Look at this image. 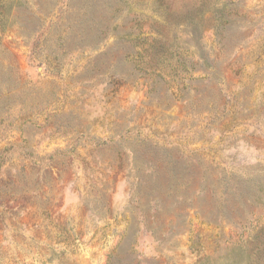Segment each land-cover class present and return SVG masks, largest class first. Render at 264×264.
<instances>
[{
  "label": "rangeland",
  "instance_id": "1",
  "mask_svg": "<svg viewBox=\"0 0 264 264\" xmlns=\"http://www.w3.org/2000/svg\"><path fill=\"white\" fill-rule=\"evenodd\" d=\"M0 2V264H264V0Z\"/></svg>",
  "mask_w": 264,
  "mask_h": 264
},
{
  "label": "trees",
  "instance_id": "2",
  "mask_svg": "<svg viewBox=\"0 0 264 264\" xmlns=\"http://www.w3.org/2000/svg\"><path fill=\"white\" fill-rule=\"evenodd\" d=\"M2 7V3L0 2V8ZM145 69H150V68H145Z\"/></svg>",
  "mask_w": 264,
  "mask_h": 264
}]
</instances>
